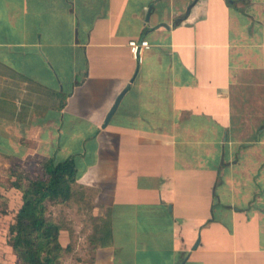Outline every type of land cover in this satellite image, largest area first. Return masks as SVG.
<instances>
[{
    "label": "crops",
    "instance_id": "crops-1",
    "mask_svg": "<svg viewBox=\"0 0 264 264\" xmlns=\"http://www.w3.org/2000/svg\"><path fill=\"white\" fill-rule=\"evenodd\" d=\"M0 156L66 167L92 264H264V0H0Z\"/></svg>",
    "mask_w": 264,
    "mask_h": 264
},
{
    "label": "trees",
    "instance_id": "trees-1",
    "mask_svg": "<svg viewBox=\"0 0 264 264\" xmlns=\"http://www.w3.org/2000/svg\"><path fill=\"white\" fill-rule=\"evenodd\" d=\"M66 167L51 163L48 177L26 178L12 185L22 193V204L12 224V249L21 264H61L72 255L73 246L61 241L63 223L48 213L49 206H67L64 188ZM97 227H93L95 241Z\"/></svg>",
    "mask_w": 264,
    "mask_h": 264
},
{
    "label": "rangeland",
    "instance_id": "rangeland-1",
    "mask_svg": "<svg viewBox=\"0 0 264 264\" xmlns=\"http://www.w3.org/2000/svg\"><path fill=\"white\" fill-rule=\"evenodd\" d=\"M48 160L41 162L14 161L0 156V264H21L12 249L11 230L15 216L22 204V193L12 184L26 178L48 177ZM48 213L61 219L63 230L61 232L62 244L73 246L72 255L61 260V264H92L91 249L93 225L84 222L81 213L67 206H49ZM83 219V223L80 221ZM86 221V220H85Z\"/></svg>",
    "mask_w": 264,
    "mask_h": 264
},
{
    "label": "built area",
    "instance_id": "built-area-1",
    "mask_svg": "<svg viewBox=\"0 0 264 264\" xmlns=\"http://www.w3.org/2000/svg\"><path fill=\"white\" fill-rule=\"evenodd\" d=\"M128 46L132 57L138 63H141L143 59V53L146 49L150 47V44L145 39H141V40L131 39L128 42Z\"/></svg>",
    "mask_w": 264,
    "mask_h": 264
},
{
    "label": "water",
    "instance_id": "water-1",
    "mask_svg": "<svg viewBox=\"0 0 264 264\" xmlns=\"http://www.w3.org/2000/svg\"><path fill=\"white\" fill-rule=\"evenodd\" d=\"M122 94H123V92L118 96V98L116 99L114 105H113L112 108L110 109V111H109V113H108V115H107V117H106V120H105V124H104V125H106L107 122L109 121V119H110L112 113L114 112V110H115V108H116V106H117V104H118V102H119V100H120ZM197 243H198V242H197ZM195 246H196V245H195Z\"/></svg>",
    "mask_w": 264,
    "mask_h": 264
}]
</instances>
